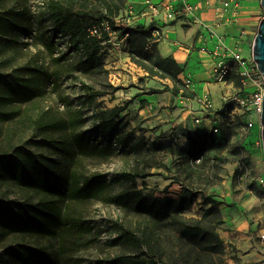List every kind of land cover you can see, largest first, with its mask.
Here are the masks:
<instances>
[{
    "label": "rangeland",
    "instance_id": "1",
    "mask_svg": "<svg viewBox=\"0 0 264 264\" xmlns=\"http://www.w3.org/2000/svg\"><path fill=\"white\" fill-rule=\"evenodd\" d=\"M49 1L0 0V22L4 16L10 20V24L4 25V30L0 32V75L16 76L19 73L33 77L35 87L38 89V95L33 101L25 103L7 99L0 102V150L4 149V156L14 153V146H21L32 152H44L60 162L62 172L75 171L84 176L104 173L109 178H114L126 172L144 168L151 175L137 181L139 188L146 196L177 195L182 190V182L177 180L183 178L184 171L178 172L179 166L176 161L180 159L181 150L189 144L186 133H199L202 129L182 125L179 128L171 126L176 110L173 91L175 84L170 79H163L169 83L163 82L161 87L158 82H162V78L151 77L135 65L130 67L133 61L130 57L128 34L121 36L119 31H113L110 38L103 42L101 49L105 68L109 71L108 79L104 81L108 92L96 96L94 101L90 102L88 91L97 92L104 87L100 83H97L94 90L86 87L88 84L95 85L96 81L76 68L79 52L69 50L67 36L59 29L48 12ZM63 1L69 10L93 14L106 12L107 0ZM256 1L261 3V0ZM114 2L122 4L123 8L129 4V0H114ZM253 15L257 17L243 20L236 29L242 41L241 46L249 55L253 53V42L260 24L258 16H264L263 7L261 6L258 14ZM31 31L30 35H25ZM27 36L29 39H26ZM62 54H67L63 62L53 61L54 57ZM64 70L68 71L63 72ZM212 83L215 84V80ZM108 84L118 89L115 91ZM152 85L158 86L165 92L164 100L158 102L156 109L152 108V111L156 112L144 117L140 111L142 103H138L137 106L135 104L136 94H140V91L136 93L135 90L136 88L159 90L151 87ZM179 86L183 87L184 84ZM216 93L219 91L213 88L215 101L219 102ZM118 103L129 104L125 112L131 119V127L136 128L137 134L145 130L147 144L167 143V148L153 151L154 159L151 162H158V166L145 167V162L148 164V160H137L132 153L119 144L118 150L109 160L67 157L63 151L56 150L48 142L42 141L43 136L36 127L37 119L48 110L49 112L52 110L56 116H66L69 110L83 107L86 123L82 131L87 132L91 137H96V132L93 130L96 107H113ZM11 111H16L17 117L11 120L4 119V112ZM151 117H154L152 122L146 123V120ZM231 118L233 120L231 124L235 126V134L231 136L224 150L209 153L210 157L218 154L217 162L222 163L217 175L211 174L212 178L203 179V183L196 179V184H202L204 191L211 196V200L216 202L214 208H219L223 213L218 224L219 232L225 241L222 254L224 261L220 264H245L238 256L240 246L232 236L237 230L234 225L240 221L237 219L240 213L249 216L258 211L261 217L255 237L264 249V243L259 238L264 230V188L257 182L258 176H264V148L257 144L263 137L261 130L249 131L236 116ZM49 136H52V133ZM55 145L63 146L56 143ZM151 149L153 150L152 146ZM1 156L2 153L0 158ZM144 182L147 183L145 186ZM67 186L68 184L64 188L66 189ZM124 187L125 185H118L117 191ZM64 195L66 196L57 197V201L62 206L71 200L70 196H67L68 192ZM45 198L43 194L20 186L14 180L0 181V200L5 204H12V211L15 213L19 211L17 203L38 204L39 200ZM203 200L204 198L199 194L193 205L184 211V216L202 217L205 210L211 206V204L205 205ZM76 209L79 213L75 219L90 226L91 230L67 231L71 234L68 237L69 243L65 246L61 243L63 226L59 228L56 236L22 235L7 232L0 227V264H20L10 255V248L19 245H33L47 249L52 255V264H124L120 257L135 253V250L122 237V232L125 229H134L140 218L133 211L115 202L106 203L95 200L81 201L77 203ZM75 219L66 218L65 221L69 226L66 224L65 228H70ZM167 262L168 260L165 259V264ZM251 264H264V258Z\"/></svg>",
    "mask_w": 264,
    "mask_h": 264
},
{
    "label": "trees",
    "instance_id": "2",
    "mask_svg": "<svg viewBox=\"0 0 264 264\" xmlns=\"http://www.w3.org/2000/svg\"><path fill=\"white\" fill-rule=\"evenodd\" d=\"M106 12L93 14L69 10L63 0H50L47 4L49 14L53 17L59 29L69 35L70 51L79 52L77 69L86 73L95 85H86L94 90L97 83L104 88L97 92L88 91L89 101L96 96L108 92L107 84L109 71L103 62V42L110 38L108 31L102 30V36L92 35L91 27H103L108 21L111 31H119L121 36L128 34L131 60L146 70L151 77L170 79L174 85V93L193 95L190 89L184 88L180 74L185 66L173 57L163 56L158 43L160 38L153 35L154 26L137 23L134 26L119 27L115 18L123 9L122 4L114 0L106 1ZM5 15V14H4ZM5 17V16H4ZM1 18L0 32L4 25L10 24L9 18ZM5 19V20H4ZM29 32L25 35H30ZM27 46V45H25ZM67 54L54 57L53 61L61 63ZM68 70H64L66 72ZM62 73V72H61ZM227 81L240 86V79L235 75L228 76ZM182 84L183 87L179 85ZM118 89L112 84H108ZM100 86V87H101ZM158 92V90H153ZM38 95L33 77L22 74L16 76L0 75V102L10 99L13 102H30ZM142 107L147 103L142 100ZM128 103L113 107H96L94 128L96 137H91L82 131L86 120L83 107L69 110L66 116L54 115L52 110L46 111L36 121L42 141L48 142L52 148L63 151L67 157L96 158L100 161L109 160L118 150V144L132 153L137 160L149 161L146 166H158V162H151L153 151L167 148V143L151 142L147 144L145 130L137 134L136 128L131 127V119L125 111ZM16 111L4 112L6 120L17 117ZM16 114V116H15ZM52 136H49L51 135ZM223 137H217L208 130L199 133L187 132L188 146L181 150L180 159L176 161L178 172L184 171L182 191L178 198L148 197L138 186V179H145L151 175L148 171L139 170L126 172L114 178L104 173L90 176L80 175L75 171H61V164L54 157L44 152H32L21 146H14V153L4 156V149L0 150V181L14 180L18 185L43 194L46 198L34 203H17L19 211H12L13 205L0 200V227L10 233L32 236H56L59 228L61 243H69L70 232L90 231L91 227L79 219L77 203L81 201L115 202L133 211L140 218L134 229L122 232L124 241L130 245L135 253L124 254L120 259L124 264H220L224 261V239L219 232V221L222 211L214 208L215 201L207 194L203 187L196 184V179H211L217 175L222 163L217 162V156L210 157L211 151L221 152L235 134V126L222 125ZM49 137V138H47ZM56 144H62L58 147ZM153 147V150L151 149ZM9 154V153H8ZM201 158L200 162L197 159ZM210 173V174H209ZM65 189V185H67ZM147 184L144 182V186ZM118 185L125 187L117 191ZM68 192L71 200L62 206L57 201L58 196H66ZM201 194L205 205L211 204L200 218L186 217L184 211L189 209L197 196ZM75 219L71 227L65 228L66 218ZM166 238H164V236ZM164 238V239H163ZM10 255L20 264H52V255L43 247L33 245H19L10 248Z\"/></svg>",
    "mask_w": 264,
    "mask_h": 264
},
{
    "label": "crops",
    "instance_id": "3",
    "mask_svg": "<svg viewBox=\"0 0 264 264\" xmlns=\"http://www.w3.org/2000/svg\"><path fill=\"white\" fill-rule=\"evenodd\" d=\"M155 2L159 8V13L157 15L149 14L147 17H138V20L145 25L156 26L160 25V40L158 43V49L160 53L165 57H173L180 64L185 66V70L180 74L182 77L185 73L191 72L195 78L194 85L191 87V91L193 95L201 94L204 92H208L211 94L213 103L215 106L219 107L218 104L221 101L223 102V96L233 92L237 87H235L234 83L229 82H218L215 81V84L212 83L214 80L212 77L211 67L212 63L210 62V58L203 56L198 51V46L200 45L199 35L203 32V25L201 23L191 22L189 19L178 17L175 20H170L167 17V10L164 8V5L167 4L170 0H152ZM197 6V14L201 20L216 31L220 33L228 34V44L230 46H238L242 49L244 54H248L241 46V40L238 37V32H236L239 24L243 23V20L253 19L257 16L253 14H258L261 9V3L256 0H234L231 6L229 7L227 13L232 14L236 10L238 11V18L234 21L227 22V18H222L218 13L215 7L222 5L220 0H189ZM238 2V3H236ZM146 0H129V4H132L136 7L137 10L144 8L146 9ZM176 7L181 8L183 6L184 0L175 1ZM210 3L213 7L206 8V4ZM147 10V9H146ZM151 13V12H150ZM261 19L264 17H260ZM241 33V32H240ZM132 66L130 67H138L145 74H148L147 71L142 69L140 66L136 65V63L131 62ZM127 65V64H126ZM135 65V66H134ZM129 66V65H128ZM162 82H158V84L162 87L163 82L165 80L161 79ZM126 82V80H125ZM148 84V83H147ZM149 85V84H148ZM170 85V84H169ZM151 87L159 89L158 86L152 85ZM171 89V85L169 86ZM213 88L219 91L216 93V97H218L219 102L215 101V97L213 95ZM233 89V90H232ZM208 90V91H206ZM136 93L140 91V94H136L135 104L137 106L142 100H146L147 103L144 107L140 108L141 114L144 117H148L155 110L152 111V108L156 109L158 107V102L164 100L163 94L165 92L160 89L158 92H154L151 88L139 89L136 88ZM170 93V91H167ZM175 107L174 118H172V127H181L186 126L194 129H208L211 127V124L208 120L202 125H195L193 120H191V116L188 115L187 112H183L182 100L179 94H175ZM217 100V99H216ZM131 103V102H130ZM132 104V103H131ZM117 105H122V103H118ZM220 105V106H221ZM126 113V112H125ZM180 118H177V117ZM186 116V117H185ZM185 117V118H184ZM190 118V119H188ZM154 117L148 118L146 123L152 122ZM191 120V121H190ZM257 132V131H256ZM168 183V182H167ZM180 190L175 196H168L172 198H178ZM258 210V209H257ZM263 213V212H262ZM261 217V213L256 211L254 215L250 214L249 216H245L244 213H240L237 216V219H240L235 225L234 228L237 230L234 232L233 236L236 243L239 244L238 256L242 263L251 264L256 261L262 260L264 258V249L261 247L260 241L256 240L255 235L257 230V224L259 223V219ZM262 219V218H261ZM264 224V220H263ZM239 227L237 228V226ZM264 231V230H263Z\"/></svg>",
    "mask_w": 264,
    "mask_h": 264
},
{
    "label": "built area",
    "instance_id": "4",
    "mask_svg": "<svg viewBox=\"0 0 264 264\" xmlns=\"http://www.w3.org/2000/svg\"><path fill=\"white\" fill-rule=\"evenodd\" d=\"M175 1L170 0L164 5L167 10V17L170 20H175L178 17L189 19L191 22L201 23L203 32L199 35L200 45L198 51L205 57L210 58L212 63V77L218 82H228L227 77L235 75L240 79V86L233 92L223 96L222 105L217 107L213 103L210 93L204 92L194 96H186L182 92L178 93L182 100L183 112H187L191 116L195 125H202L208 120L211 127L205 130L211 131L217 137H223L222 125H231L232 116H236L238 121L249 131H262V113L264 100V75L260 71L253 55L244 54L238 46H230L228 44V34L220 33L210 25L201 22L197 14V6L189 0H184L181 8L176 7ZM220 6L215 7L217 13L222 18H227V22L234 21L238 18V11L228 14L227 11L234 0H220ZM238 3V2H236ZM146 9L139 10L132 4L124 7L120 14L115 18V22L119 27L134 26L137 23H142L138 17H147V15H157L159 8L152 0H146ZM206 8L213 6L208 3ZM151 12V13H150ZM144 24V23H143ZM153 35L160 36V25L154 26ZM102 28L111 34L108 21L103 22V27L95 25L91 27L92 35L101 37ZM35 33V30H33ZM68 41L70 36L67 35ZM29 39V36L26 37ZM70 44V43H68ZM185 88L190 89L194 85L195 78L193 73H185L182 77ZM234 119V118H233ZM263 146V140L257 142ZM201 158L197 159L200 162ZM257 182L264 188V176H258ZM259 238L264 243V231L259 235Z\"/></svg>",
    "mask_w": 264,
    "mask_h": 264
},
{
    "label": "water",
    "instance_id": "5",
    "mask_svg": "<svg viewBox=\"0 0 264 264\" xmlns=\"http://www.w3.org/2000/svg\"><path fill=\"white\" fill-rule=\"evenodd\" d=\"M261 5L264 9V0H261ZM252 55L256 60L260 71L264 75V17L261 19L257 35L253 42ZM262 140L264 146V100H263V113H262Z\"/></svg>",
    "mask_w": 264,
    "mask_h": 264
}]
</instances>
